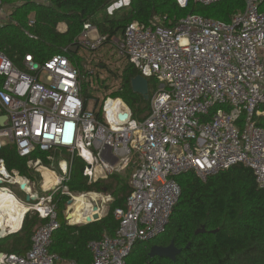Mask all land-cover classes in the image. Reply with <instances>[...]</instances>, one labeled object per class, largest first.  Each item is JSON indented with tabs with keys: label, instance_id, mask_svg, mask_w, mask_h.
I'll return each instance as SVG.
<instances>
[{
	"label": "built area",
	"instance_id": "obj_1",
	"mask_svg": "<svg viewBox=\"0 0 264 264\" xmlns=\"http://www.w3.org/2000/svg\"><path fill=\"white\" fill-rule=\"evenodd\" d=\"M194 1L210 6L221 0ZM188 2L178 0L181 7ZM130 4L131 0H118L107 12ZM6 7L0 0L1 14ZM106 46L157 81L144 119L134 118L120 97H100L91 106L83 95V74L70 54ZM113 99H120L124 107L111 118L108 103ZM125 112L127 119H120ZM13 145L29 171L43 173L45 181L48 170L57 181L43 182L38 190L30 181L33 176L9 170L0 158V189L17 197L4 185L11 182L23 194L36 195L35 201L27 202V211L44 219L34 230L30 248L5 253L0 264H76L51 250L61 227L55 196H68L69 210L76 198L68 186L72 162L57 157L63 149L85 161L84 175L91 181L134 163L126 206L115 210L116 234H104L88 247L92 264H136L129 260L135 244L167 231L182 192L181 174L194 171L206 181L242 163L253 170L264 190V0H246L245 10L230 21L197 13L177 21L157 15L148 24L132 21L122 36L111 38L86 22L64 53L43 62L27 54L22 67L0 51V151ZM95 207L89 216L103 217V208ZM67 222L74 223L69 215Z\"/></svg>",
	"mask_w": 264,
	"mask_h": 264
},
{
	"label": "trees",
	"instance_id": "obj_2",
	"mask_svg": "<svg viewBox=\"0 0 264 264\" xmlns=\"http://www.w3.org/2000/svg\"><path fill=\"white\" fill-rule=\"evenodd\" d=\"M118 0H5L12 4L9 18L0 21V51L15 64L23 66L27 54H33L36 61H46L53 55L64 53L83 31L86 22L95 24L101 34L111 38L122 36L125 27L138 20L148 24L154 16L167 15L174 21L190 13L230 21L237 12H243L246 0H221L205 6L189 0L181 7L178 0H131V4L109 14L107 9ZM33 19L34 23L29 24ZM64 22L66 31L58 26ZM28 31L30 34H27ZM70 54L72 60L81 59ZM94 74V73H92ZM91 74V78L93 75ZM140 71L131 63L124 69L123 84L115 93L131 108L133 117L144 119L151 106V98L132 89L131 79ZM157 81L149 80L150 94L157 89ZM83 95L87 96L86 84ZM89 98H91L89 96ZM44 159L45 153H40ZM59 153H57L58 157ZM9 170H17L22 176H29L26 159L21 158L16 147L8 146L0 151ZM72 162L71 179L68 183L72 193L113 191L114 200L109 211L100 220L70 225L65 220L64 210L69 197L58 193L55 201L61 227L54 235L51 250L61 258L76 264H92L93 255L88 244L104 234L115 235L119 228L115 210L124 208L132 191L131 185H120L116 173L110 174V183L101 180L91 181L84 175L85 161L68 153ZM104 180V179H102ZM116 181V183H114ZM178 181L182 187L167 231L149 242L135 244L129 257L136 264H264V190L257 183L253 170L237 163L203 181L194 171L181 174ZM116 184V186H115ZM106 185V186H105ZM114 185V186H109ZM44 222L37 214L28 212L22 228L12 233L14 238L9 249L0 243V251L24 253L31 246L32 236L37 225ZM205 227L206 231L197 234ZM162 237V238H160ZM181 249L176 260L168 257H151V246L170 244Z\"/></svg>",
	"mask_w": 264,
	"mask_h": 264
},
{
	"label": "rangeland",
	"instance_id": "obj_3",
	"mask_svg": "<svg viewBox=\"0 0 264 264\" xmlns=\"http://www.w3.org/2000/svg\"><path fill=\"white\" fill-rule=\"evenodd\" d=\"M11 12H12L11 8L6 7L4 14L0 13V17H3L4 15H6L5 19H7L11 15ZM90 53H92V54H90ZM109 53H110V55H109ZM113 54L119 55V53L115 50V48L111 49V48L106 46L103 49L98 50L97 52H89V51H86L85 49H81L80 52L76 55V57L78 59H81V66L83 67V72H82V74H83V80L82 81L83 82H82V84H84V83L86 84V93H87L88 97L89 96L91 97V99H90V105L91 106H96L98 99L100 97L106 98L107 96H111V97L115 98L117 95L115 92L122 87V84L124 81L123 72H124V69L128 66L129 62L127 61V59L124 56H121V55L110 57ZM73 61L76 63V65L79 64L78 60L73 59ZM92 70L95 72L94 74H92L93 78H91ZM101 103H102V101H101ZM58 153H59L58 157L66 158L68 156L69 152L66 149H63V150L58 151ZM133 170H134V163L130 162L126 168L118 167L111 174L116 173L115 175L119 176V178H120L119 180L121 181L120 185H129L130 186L131 185V176H132ZM29 176H33V179H30V181L32 184L33 183L37 184L34 186V188H36L38 190H40V184H42L43 182L46 183V176H45V181H44L43 173H41V172H38V171H35L32 169V170H30ZM108 176L106 178H103L104 180H102V179H99V180L103 181V184L104 183H110V181H112V180H111V178L107 179ZM92 181L94 182V180H92ZM114 183H116V181ZM109 186H114V185H109ZM115 186H116V184H115ZM10 187L17 194V196H20V198L27 201L26 196H23V193L21 192V190L19 189V187L17 185H13ZM111 189L109 192L107 190H105V188H103L101 191L76 193L75 195L77 196L80 194H84V195L92 196L91 195L92 193H94V192L97 193L98 196H96L95 199H93V197H92V204H95V205H93V207L101 206L103 208L102 215L104 216L108 213L109 208H110V203L115 198V195L113 194L114 190L111 191ZM108 195H111V199L107 198ZM68 202H69V200L67 201V203L65 205V210H64V215H65L66 221H67V217H68L69 212H70V210L67 207ZM31 211L35 212L33 210H31ZM71 211H73V209H71ZM73 222L75 223L74 219H73ZM74 223H71V225H75ZM76 224H78V223H76ZM9 229H10V227L8 228V230ZM6 232H5L4 237L0 238V243H3L5 249H9L10 245L14 241V238H11V235H13L12 233L7 234ZM160 238H162V237H160ZM154 240H156V239H154ZM130 260H131V258H130Z\"/></svg>",
	"mask_w": 264,
	"mask_h": 264
},
{
	"label": "bare ground",
	"instance_id": "obj_4",
	"mask_svg": "<svg viewBox=\"0 0 264 264\" xmlns=\"http://www.w3.org/2000/svg\"><path fill=\"white\" fill-rule=\"evenodd\" d=\"M112 56H119V55L113 54L110 57ZM92 73H95V72L92 70ZM90 99L91 98H89V101ZM123 105L124 103L120 99L110 100L108 103L110 117L111 118L113 117L114 113L117 111V108L119 109V108L124 107ZM44 173L46 176V184H49L50 182L55 183L57 181V175L55 173H52L48 170H44ZM18 180L23 181V179L21 178H19ZM91 195L92 196L77 195L76 198H74V202L72 203L73 211L70 210L69 217L72 218V221L74 219L75 223H82L87 216L91 215L92 209H93L92 207L93 205H95V204H92V197L93 199H95L96 196H98L97 193L95 192L92 193ZM15 199H16L15 196L12 195L9 191L0 189V231L1 230L6 231V227L3 224V221L5 220L4 219L5 213L9 214L12 217L17 218V221H19L23 217L25 211L28 210L27 208L28 206L16 204V203H19V204H23V203L17 202ZM18 210L20 212L18 213V216L13 215V211L18 212ZM19 226L20 225H16V228H19Z\"/></svg>",
	"mask_w": 264,
	"mask_h": 264
},
{
	"label": "water",
	"instance_id": "obj_5",
	"mask_svg": "<svg viewBox=\"0 0 264 264\" xmlns=\"http://www.w3.org/2000/svg\"><path fill=\"white\" fill-rule=\"evenodd\" d=\"M77 50H78V47H75L74 49H72L73 52H76ZM131 85H132L133 91L143 95L145 100H149L151 98L149 79L147 77H145L144 75H142L141 73L136 75L135 77H133L131 79ZM119 117H120V119L125 120L128 117V113L125 112L123 114H120ZM21 187L24 188L25 183H23L21 185ZM36 198H37L36 195H31V194L27 195L28 201H30V200L35 201ZM71 202H72V200H69V203H71ZM101 218H102V216L99 213H95L93 216H87L86 221H83L82 223H89L92 221L100 220ZM78 224H80V223H78ZM204 231H206L205 227L199 229L197 231V234L200 232H204ZM4 235H5V231L1 230L0 231V238L4 237ZM180 252H181V249L178 248L175 245V241L172 240L171 243L168 245H158V244L152 245L150 252H149V255L151 257H155V256L168 257V258H171L172 260H176V256ZM4 255H5V252L0 251V263H1V260H2Z\"/></svg>",
	"mask_w": 264,
	"mask_h": 264
},
{
	"label": "crops",
	"instance_id": "obj_6",
	"mask_svg": "<svg viewBox=\"0 0 264 264\" xmlns=\"http://www.w3.org/2000/svg\"><path fill=\"white\" fill-rule=\"evenodd\" d=\"M6 5H7V8H12L13 7V5L12 4H7L6 3ZM0 21H3V20H0ZM58 28H59V30L60 31H66L67 30V25L64 23V22H62V23H60L59 24V26H58ZM4 185H6V186H8V187H10V186H13V184L11 183V182H9L8 184L6 183V184H4ZM11 188V187H10ZM12 189V188H11ZM13 190V189H12ZM15 193V192H14ZM16 194V193H15ZM17 195V194H16ZM23 196H26V198H27V195H25V194H23ZM16 199V201L17 202H20V203H23V204H19V203H16V204H18V205H26L27 206V202H28V199H27V201H25V200H23L22 198H20V196H17V197H15ZM28 212H30L31 214H37L38 215V213L37 212H32V211H25V213H24V215H23V217L19 220V221H17V218H15V217H12V216H10L9 214H6L5 213V220L3 221V224L5 225V227H6V233L8 234V233H15V232H17V231H19L21 228H22V225H24V219H25V216H26V214L28 213ZM18 213H20L19 212V210H18V212H15V211H13V215H16V216H18ZM39 216V215H38ZM19 222V223H18ZM16 225H20L19 226V228H16ZM10 227V229L8 230V228Z\"/></svg>",
	"mask_w": 264,
	"mask_h": 264
},
{
	"label": "flooded vegetation",
	"instance_id": "obj_7",
	"mask_svg": "<svg viewBox=\"0 0 264 264\" xmlns=\"http://www.w3.org/2000/svg\"><path fill=\"white\" fill-rule=\"evenodd\" d=\"M158 245H162V244L159 243ZM166 245H168V244H166Z\"/></svg>",
	"mask_w": 264,
	"mask_h": 264
}]
</instances>
